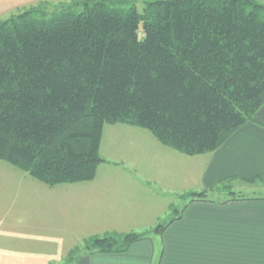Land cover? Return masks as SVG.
<instances>
[{
    "label": "trees",
    "instance_id": "trees-1",
    "mask_svg": "<svg viewBox=\"0 0 264 264\" xmlns=\"http://www.w3.org/2000/svg\"><path fill=\"white\" fill-rule=\"evenodd\" d=\"M263 104L259 0H148L141 11L127 0H80L0 21V159L50 186L94 178L105 124L144 128L180 153L204 154L257 122ZM231 179L210 191L235 199ZM179 214L170 207L149 230L105 232L82 245L122 252Z\"/></svg>",
    "mask_w": 264,
    "mask_h": 264
},
{
    "label": "crops",
    "instance_id": "crops-1",
    "mask_svg": "<svg viewBox=\"0 0 264 264\" xmlns=\"http://www.w3.org/2000/svg\"><path fill=\"white\" fill-rule=\"evenodd\" d=\"M255 117L213 152L196 155L161 144L144 128L105 124L104 161L92 180L50 186L13 174L26 192L0 208V264L62 263L84 238L149 230L171 206L180 214L161 233L122 252L83 250L65 264H264V104ZM230 178L236 198H213L210 190ZM191 191L207 198L187 202L182 196ZM20 198L24 205L16 207Z\"/></svg>",
    "mask_w": 264,
    "mask_h": 264
},
{
    "label": "rangeland",
    "instance_id": "rangeland-1",
    "mask_svg": "<svg viewBox=\"0 0 264 264\" xmlns=\"http://www.w3.org/2000/svg\"><path fill=\"white\" fill-rule=\"evenodd\" d=\"M75 1L80 0H0V21L8 18L9 16L16 14L22 10L31 8V7H41L43 8L47 13H51L54 11H58L61 7H63L65 4H70ZM130 2H133L136 6V8L141 11L143 9V6L146 1L148 0H127ZM264 1V0H259ZM263 3V2H262ZM148 135H151L149 131L144 130ZM114 144H117L115 142ZM100 147V146H99ZM104 152V151H103ZM103 155V154H102ZM9 163V162H8ZM7 161L5 162L0 159V193L5 192L7 194V197L5 200L3 198H0V208L6 207V202H8V199L13 198L15 192L16 194L18 192H22V194L25 196V184L19 182L17 177H15L13 174L19 175L22 170L19 168H15L13 172L10 170L12 169L10 166L11 164H8ZM129 169L131 167L126 166ZM14 169V168H13ZM24 172V171H22ZM101 172V170H100ZM225 192L218 193L216 191H210V195L214 198H219L220 196H224ZM67 198V197H66ZM184 200H187L185 197ZM25 199L20 198L18 199V202L16 204V207H23ZM74 205V204H73ZM174 207V206H171ZM176 209H178V206H176ZM176 213V211H175ZM170 215V212L168 216ZM84 249L82 244L78 245L77 254H80ZM65 260L62 263L58 264H65Z\"/></svg>",
    "mask_w": 264,
    "mask_h": 264
}]
</instances>
